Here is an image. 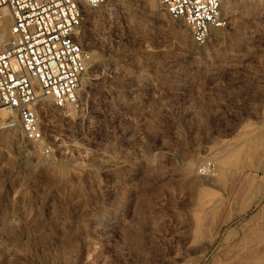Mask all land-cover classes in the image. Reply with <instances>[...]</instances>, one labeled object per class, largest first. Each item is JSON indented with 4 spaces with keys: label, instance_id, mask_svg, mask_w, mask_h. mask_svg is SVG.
Returning <instances> with one entry per match:
<instances>
[{
    "label": "rangeland",
    "instance_id": "374dc122",
    "mask_svg": "<svg viewBox=\"0 0 264 264\" xmlns=\"http://www.w3.org/2000/svg\"><path fill=\"white\" fill-rule=\"evenodd\" d=\"M108 5L86 16L77 100H45L37 141L0 127V215L23 248L13 264H224L264 214V3H230L204 45L157 0ZM239 189L251 211L206 252Z\"/></svg>",
    "mask_w": 264,
    "mask_h": 264
},
{
    "label": "built area",
    "instance_id": "2783aa9c",
    "mask_svg": "<svg viewBox=\"0 0 264 264\" xmlns=\"http://www.w3.org/2000/svg\"><path fill=\"white\" fill-rule=\"evenodd\" d=\"M138 1L0 0V24L5 12L12 19L9 38L0 48V127L19 123L28 140H39L45 100L60 108L74 103L88 72L81 36L88 11ZM157 1L189 27L197 45H204L211 30L224 25V2L242 0Z\"/></svg>",
    "mask_w": 264,
    "mask_h": 264
},
{
    "label": "bare ground",
    "instance_id": "6f19581e",
    "mask_svg": "<svg viewBox=\"0 0 264 264\" xmlns=\"http://www.w3.org/2000/svg\"><path fill=\"white\" fill-rule=\"evenodd\" d=\"M233 1H225L224 2V4H223V7H222V11H223V13L226 11V10H228L229 8H231L230 7V3H232ZM106 5V6H105ZM123 5V4H122ZM231 5H233V4H231ZM112 7V6H111ZM125 7V6H124ZM133 8V7H132ZM254 8H257L256 7V5H255V7ZM112 8H110V5H108V4H104V5H101V6H99V8H98V12H100V13H103V12H105V11H108V10H111ZM158 11V10H157ZM5 18L2 20V22H1V24H0V48L4 45V43L8 40V38H9V34H10V28H11V26H12V19L10 18V16H9V13L8 12H5ZM215 32V29H213V30H211V35L213 34ZM10 129V128H9ZM6 134H4V137H6L5 136ZM7 140V139H6ZM13 142V141H12ZM254 148V147H253ZM258 154V153H257ZM259 155H261V154H259ZM255 156H256V154H255ZM260 156H257V158H259ZM262 157V156H261ZM254 160H255V158H254ZM257 160V159H256ZM255 160V164H257L258 162H259V160H258V162ZM257 162V163H256ZM253 163H254V161H253ZM241 166H243V165H241ZM251 168V167H250ZM237 170V169H236ZM241 170V169H240ZM239 170V171H240ZM251 170V169H250ZM235 173V172H234ZM240 173V172H239ZM250 174V173H249ZM223 175V174H222ZM254 175V174H253ZM252 175V176H253ZM226 176V175H225ZM238 176V175H237ZM237 176H233V179H231V180H233V181H231L230 180V182H231V184H233L232 186H234L235 187V185L237 184H235L234 185V183H235V180L237 179H234L235 177H237ZM240 177H241V175H239ZM263 176V175H262ZM222 177V176H221ZM248 178L250 177L249 175L247 176ZM254 177V176H253ZM239 178V177H238ZM242 178V177H241ZM240 178V180H242ZM222 179H225L224 177H222L221 178V180ZM261 179V178H260ZM263 179V178H262ZM59 180V179H58ZM63 180H65V179H63ZM226 180V179H225ZM248 180H250V179H248ZM248 180H247V184H248ZM223 182H224V180H222ZM229 182V181H228ZM236 182H237V180H236ZM244 182H246V181H244ZM244 182L242 183V184H244ZM263 182V181H262ZM60 183V182H59ZM217 183V182H216ZM252 183V182H251ZM250 184V183H249ZM248 184V185H249ZM251 185V184H250ZM262 185V184H261ZM242 186H245V185H242ZM247 186V185H246ZM240 187V186H239ZM248 187V186H247ZM220 188H221V186H220ZM232 188V187H231ZM230 188V189H231ZM246 188V187H245ZM245 188H243V187H241V189L242 190H244ZM257 188V187H256ZM255 188V189H256ZM229 189V190H230ZM235 189H236V187H235ZM234 189V190H235ZM241 189H239V190H241ZM224 190V189H223ZM233 190V189H232ZM232 190H230V191H232ZM233 190V191H234ZM238 190V191H239ZM242 190L241 191H239V192H234L233 194L231 193V200H230V204H233V205H235L236 204V202H238L240 199H239V193L240 192H242ZM1 193H3V192H1ZM229 193V192H228ZM246 193H248V191H246ZM264 194V193H263ZM240 195H242V194H240ZM256 195V194H255ZM263 196V195H262ZM229 197H230V195H229ZM229 197H227V199L229 198ZM255 197H257V195L255 196ZM193 198V197H192ZM244 198V197H243ZM262 198V197H261ZM264 198V197H263ZM262 198V199H263ZM239 199V200H238ZM238 200V201H237ZM255 200V199H254ZM259 201H260V199H259ZM228 202V201H227ZM207 203H209V202H207ZM262 203V202H261ZM225 205H227V203L225 202L224 203ZM239 204V203H238ZM259 204V203H258ZM25 205V204H24ZM223 205V204H222ZM222 205L220 206V207H222ZM232 205V206H233ZM252 205H253V195L252 196H247L246 197V199H245V201H244V203H243V205L239 208V209H237V207H238V205H235V207L236 208H234L233 210H232V212L226 217V215H225V219H219L218 221L216 220V218H215V221L216 222H214V224H213V226L212 227H210L212 230H210V229H208V230H210L211 232H209V234L207 233L208 231H206V233L208 234V236H209V241L207 240V244H203L205 247V251L207 252L212 246H213V244L217 241V240H219L218 238H219V236L221 235V231H222V228H224L225 226L224 225H226V224H229V223H231V222H233L236 218H239V217H242V216H245L249 211H251V209H252ZM263 205V204H262ZM261 205V207H263L264 208V205L262 206ZM224 207V206H223ZM227 207V206H226ZM260 207V208H261ZM4 208V207H3ZM28 209V208H27ZM262 209V208H261ZM263 210V209H262ZM216 212H218V210H217V207H214V208H212V209H210L209 210V212H208V217L206 218L207 220V223L209 222L208 220L210 219L209 217H211V218H214L215 216H217V214H216ZM225 212V211H224ZM262 213H263V211H261ZM1 213V212H0ZM262 213H260L261 214V216L263 217V219L261 218V217H259L258 218V220H261L262 219V222H261V227H260V229H258L259 230V234L257 235L258 237V239L259 240H262V242H263V239H264V214H262ZM3 214V213H2ZM207 213H205V215H206ZM4 215V214H3ZM3 215H0V264H13V262H14V260H16L15 259V257H16V255L21 251V250H23V248H22V245H20L21 244V242H20V235H18L17 234V231H16V226H15V223L16 222H14L13 221V219L12 220H7V218H9V217H5V216H3ZM39 215V214H38ZM7 216V215H6ZM224 217V216H223ZM246 217V216H245ZM29 218V217H28ZM41 218V217H40ZM219 218V217H218ZM217 218V219H218ZM261 218V219H260ZM15 219V218H14ZM35 219H37V218H35ZM25 220H26V218H25ZM194 220V219H193ZM192 220V221H193ZM204 220V219H203ZM240 220V219H239ZM33 221V220H32ZM191 221V222H192ZM23 222V221H22ZM205 222V221H204ZM203 222V223H204ZM213 222V221H212ZM256 222H257V220H256ZM41 223V222H40ZM206 223V222H205ZM204 223V224H205ZM210 224V223H209ZM212 224H210V225H212ZM193 225V224H192ZM206 225V224H205ZM205 225H203L202 223H200L199 224V231H200V233H202V232H205V230L206 229H204L205 227H208L207 225L205 226ZM190 226H191V223H190ZM205 226V227H204ZM224 226V227H223ZM252 226V225H251ZM258 226V225H257ZM255 227V226H254ZM249 228H251V227H248V232L247 231H245V232H247L246 234H243V235H241L242 237L240 238V239H238V241L237 242H234V243H232V244H230V246H229V248H230V250H228L229 251V253H225V255H226V258L225 259H223L224 260V264H264V252H262V251H264V250H262V249H264V248H261L260 250H257L258 249V247L259 246H257V248H255L257 251H255L256 253H253L254 252V246H253V230H256L257 231V229H253V230H249ZM252 229V228H251ZM205 233V234H206ZM258 233V232H257ZM191 234V233H190ZM206 234V235H207ZM202 235H204V234H202ZM25 237V236H24ZM38 237V236H37ZM44 237V236H43ZM221 237V236H220ZM23 238V237H22ZM30 238V237H29ZM206 238H207V236H206ZM255 241H256V239H255ZM218 242V241H217ZM259 243V242H258ZM30 244V243H29ZM256 244V243H255ZM264 244V243H263ZM26 245V244H25ZM46 245V244H45ZM226 245V244H225ZM228 245V244H227ZM260 245V244H259ZM262 246V245H261ZM260 246V247H261ZM203 247V246H202ZM262 247H264V245L262 246ZM42 248H43V246H42ZM224 248V247H223ZM227 248V247H226ZM25 249V248H24ZM27 249V248H26ZM262 250V251H261ZM258 252V253H257ZM21 253V252H20ZM221 253V252H220ZM17 256H19V255H17ZM213 258H215V257H213ZM217 259V258H216ZM219 259V258H218ZM16 261H18V260H16ZM218 261V260H217ZM221 262V261H220ZM15 264V263H14ZM215 264H217V263H215Z\"/></svg>",
    "mask_w": 264,
    "mask_h": 264
}]
</instances>
